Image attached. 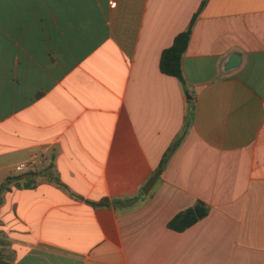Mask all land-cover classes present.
Segmentation results:
<instances>
[{
  "label": "crops",
  "instance_id": "1",
  "mask_svg": "<svg viewBox=\"0 0 264 264\" xmlns=\"http://www.w3.org/2000/svg\"><path fill=\"white\" fill-rule=\"evenodd\" d=\"M202 2L0 0L2 259L264 264V0ZM196 13L182 86L159 60Z\"/></svg>",
  "mask_w": 264,
  "mask_h": 264
},
{
  "label": "trees",
  "instance_id": "2",
  "mask_svg": "<svg viewBox=\"0 0 264 264\" xmlns=\"http://www.w3.org/2000/svg\"><path fill=\"white\" fill-rule=\"evenodd\" d=\"M206 2L207 0H203L198 10V13L204 7ZM198 13H196L192 17L187 29L184 32L178 34L174 38L172 45L161 53L160 60H159L160 72L164 75L176 78L182 86H184V79L182 76L181 59L186 50V47H187V44L190 38L191 30L198 16ZM175 146H177V143H174V145H172L168 149V151L164 155V158L162 159L160 168L165 164L168 155L173 151ZM50 168L51 166L46 168L43 172L50 170ZM43 172L30 171L26 173L24 176L13 178L12 180L21 182V183L16 184L15 186L29 188L34 183V178L36 177L50 178V174H44ZM24 177H27V179H24ZM50 180L55 182L57 185L61 186L57 178L50 179ZM10 184H11V179H7L6 182L0 185V192L6 191ZM90 204L94 206L95 208H102V207H107L109 205V201L102 200L99 203H90ZM208 211H209V208L206 204H204L201 201H197L193 207L188 208L178 213L167 224V227L168 229L175 231L177 233L183 232L186 229L193 226L194 224H196L198 221L204 219L207 216ZM0 264H10V263L0 257Z\"/></svg>",
  "mask_w": 264,
  "mask_h": 264
},
{
  "label": "water",
  "instance_id": "3",
  "mask_svg": "<svg viewBox=\"0 0 264 264\" xmlns=\"http://www.w3.org/2000/svg\"><path fill=\"white\" fill-rule=\"evenodd\" d=\"M239 57L236 55L231 56L228 61L226 62V64L224 65V70L225 71H229L232 70L234 68H236L239 65ZM161 171H157L149 180L148 182L144 185V187L142 188V193L144 195H147L148 192L150 191V189L152 188V186L154 185L155 181L157 180L158 176L160 175Z\"/></svg>",
  "mask_w": 264,
  "mask_h": 264
},
{
  "label": "built area",
  "instance_id": "4",
  "mask_svg": "<svg viewBox=\"0 0 264 264\" xmlns=\"http://www.w3.org/2000/svg\"><path fill=\"white\" fill-rule=\"evenodd\" d=\"M23 169H24V166L21 165V166H19L16 170H17V171H22Z\"/></svg>",
  "mask_w": 264,
  "mask_h": 264
},
{
  "label": "rangeland",
  "instance_id": "5",
  "mask_svg": "<svg viewBox=\"0 0 264 264\" xmlns=\"http://www.w3.org/2000/svg\"><path fill=\"white\" fill-rule=\"evenodd\" d=\"M0 183H1V181H0Z\"/></svg>",
  "mask_w": 264,
  "mask_h": 264
}]
</instances>
